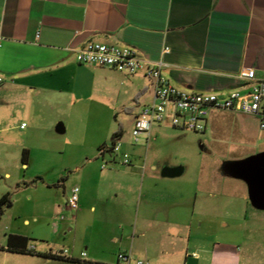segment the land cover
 Listing matches in <instances>:
<instances>
[{"label": "crops", "instance_id": "0c3cea01", "mask_svg": "<svg viewBox=\"0 0 264 264\" xmlns=\"http://www.w3.org/2000/svg\"><path fill=\"white\" fill-rule=\"evenodd\" d=\"M89 41L163 61L162 75L178 89L245 95L250 85L238 78L241 69L264 78V0H0V171L17 187L55 188L57 223L49 228L73 232L67 257L122 264L117 255L130 253L148 264H216L207 241L217 229L208 220L226 221L232 231L264 229V210L251 204L246 182L229 173L256 153L216 163L205 148L197 165L172 162L157 151L165 133L175 132L171 106L141 136L144 150L121 142L120 151H131L129 164L120 151L99 150L115 132L123 137V123L133 127L142 107L155 101L154 83L144 71L78 62L75 50ZM259 117L213 110L203 137L217 132L223 118L250 131ZM73 185L75 211L66 208ZM77 236L85 251L77 250ZM194 246L198 251L189 254ZM261 258L256 264H264Z\"/></svg>", "mask_w": 264, "mask_h": 264}, {"label": "rangeland", "instance_id": "374dc122", "mask_svg": "<svg viewBox=\"0 0 264 264\" xmlns=\"http://www.w3.org/2000/svg\"><path fill=\"white\" fill-rule=\"evenodd\" d=\"M123 124L124 135L119 137L118 141L123 143V140H127L128 149L138 145L137 147L144 150V142L133 144L130 122ZM219 124L221 125L217 132L207 136V138L203 137V131L193 132L187 129L174 128V134L169 133L170 131L165 133L166 136L160 140L157 151L167 157L171 156L170 160L172 162L192 166L201 163L200 160L205 148L212 150L214 155L211 156V160H215L216 163L222 157L232 158L247 152L258 153L264 150V130H260L257 125H253L250 131H246L240 129L239 124L231 118H223ZM121 153L123 152L120 151L119 154ZM1 167L0 158V170ZM5 193L10 194L12 205L5 208L0 216V247L6 244L7 234L20 233L30 238L29 245L35 248V252L45 253L41 250L52 249L54 254L57 253L58 256H61L59 254L60 250L72 251L73 232L60 229L58 233H53L49 228V226L57 223L51 205L53 199L57 197L55 188L49 189L41 186L17 187L11 185L0 171V197ZM61 215L68 217V214L65 213L59 216ZM24 220H27V222H24ZM210 220L207 222H210V225L217 230H215V235L208 238L207 244L209 246L214 244L216 264H235L238 259H240V262L237 264H256L257 259H262L261 256H264L263 228L232 231L223 226L226 221ZM244 224L253 226L254 223L252 224L251 220L246 218ZM76 240V245L79 247L77 250L85 251L80 236H77ZM203 243V237H200L199 244L203 245ZM47 244H49V247ZM193 251H198L195 246L189 249V254H192ZM67 254L63 258H68ZM238 255H240V258ZM43 257L36 253H18L0 248V264H51L49 260Z\"/></svg>", "mask_w": 264, "mask_h": 264}, {"label": "built area", "instance_id": "2783aa9c", "mask_svg": "<svg viewBox=\"0 0 264 264\" xmlns=\"http://www.w3.org/2000/svg\"><path fill=\"white\" fill-rule=\"evenodd\" d=\"M169 51L164 47L163 52ZM75 58L80 63L95 64L109 67L128 74L144 71L154 83L155 101L140 110L131 129L133 142L140 141L141 136H149L154 123L166 117L167 106H171V124L179 129L202 132L206 129L207 119L213 110H233L245 114L259 115V128L264 130V114H261L264 102V78L256 77L253 68H243L238 73L239 79L249 82V91L243 95L231 90L220 96L216 92H195L181 90L172 85L161 73L163 61L152 62L142 58L137 51L129 46L114 43H98L89 41L75 50ZM3 78L0 76V83ZM25 123L22 124L24 126ZM121 143L115 141L112 152H119ZM122 163L129 164L128 153H121ZM105 167V163L101 165ZM79 187L74 185L67 197L66 208L75 211L78 208ZM64 218L63 215L60 216ZM68 253L67 249L59 251L61 256ZM57 255V253H55ZM85 256V252H81ZM118 260L122 264H148L145 260L133 258L130 253H119Z\"/></svg>", "mask_w": 264, "mask_h": 264}, {"label": "water", "instance_id": "95a60500", "mask_svg": "<svg viewBox=\"0 0 264 264\" xmlns=\"http://www.w3.org/2000/svg\"><path fill=\"white\" fill-rule=\"evenodd\" d=\"M233 167L229 173L246 182L251 204L264 210V151L236 162Z\"/></svg>", "mask_w": 264, "mask_h": 264}, {"label": "trees", "instance_id": "16d2710c", "mask_svg": "<svg viewBox=\"0 0 264 264\" xmlns=\"http://www.w3.org/2000/svg\"><path fill=\"white\" fill-rule=\"evenodd\" d=\"M119 132H115L112 135L111 142L109 145H102L99 150L101 152H112L113 145L115 141L119 138ZM27 150L23 149L22 151V162H26L27 160ZM12 205V200L10 198L9 193H5L0 197V216L3 214L5 208H8ZM29 239L27 236L16 234V233H9L6 236V244L2 247H0L3 250L11 251V252H18V253H28L33 254L36 253L38 255H42L44 257H51V258H63L61 256H58L52 252H45V253H39L35 252V249L30 247L29 245ZM68 261H74V262H83L85 264H104V263H98V262H89V261H83L78 259H72V258H63Z\"/></svg>", "mask_w": 264, "mask_h": 264}]
</instances>
